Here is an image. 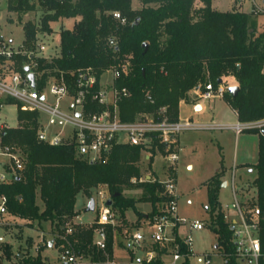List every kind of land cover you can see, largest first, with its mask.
Instances as JSON below:
<instances>
[{
    "label": "trees",
    "instance_id": "1",
    "mask_svg": "<svg viewBox=\"0 0 264 264\" xmlns=\"http://www.w3.org/2000/svg\"><path fill=\"white\" fill-rule=\"evenodd\" d=\"M197 1L202 7L195 8ZM140 3V9L134 10L132 0H5L6 11L17 15L20 22L27 13H42L39 26L30 21L22 24V46L27 52L12 56V69L23 74L25 65L33 61L36 64L33 72L39 75L37 90L45 87L50 76L62 74L73 95L72 72L90 69L100 80L104 73L127 62V74L114 82L116 89L127 92L117 102L122 122H132L143 115L158 118L161 109L169 121L175 122L179 103L186 101L190 92L194 89L202 92L207 84L216 87L218 79L231 77L238 93L234 100L227 92L223 97L237 121L264 119V31L256 33L251 14L213 10L211 0H140ZM114 12L125 19L124 24L112 17ZM60 19L76 22L70 30H60L58 55L49 60L36 57L37 33L50 34V24ZM110 40H114V46L109 45ZM1 42L0 38V45ZM4 66L6 59L0 57V75ZM5 104L14 102L7 100ZM90 109L99 107L92 105ZM17 110L18 126L5 128L1 133L2 144L18 149L24 161V169L18 176L9 185L0 187L7 197L9 216L31 224L49 222L59 235L58 244L72 248L82 260L94 264L111 261L114 228L106 227V249L98 250L93 244L96 219L90 225L72 221L78 215L76 199L81 194L89 201L103 187L112 200L111 211L116 209L120 216L131 210L137 220L142 218L139 203L150 204L148 219L161 213L168 199L162 195L163 186L157 179L140 181L143 176L139 164L144 157L141 148L114 144L106 158L88 162L76 154L72 143L51 146L39 142L37 113ZM247 132L258 136L252 188L260 210L258 233L264 249V135L256 130ZM223 175V170H219L203 183L208 215L203 224L215 235V247L223 264H237L231 225L218 199ZM133 189L142 190V194L123 195L124 190ZM67 228L72 230L70 234H65ZM173 233L175 239L168 248L153 246L157 255L149 264H166L160 256L167 249L173 251L175 245L184 256L180 264H188L191 254L177 237L176 229ZM21 264L40 262L25 260Z\"/></svg>",
    "mask_w": 264,
    "mask_h": 264
},
{
    "label": "built area",
    "instance_id": "2",
    "mask_svg": "<svg viewBox=\"0 0 264 264\" xmlns=\"http://www.w3.org/2000/svg\"><path fill=\"white\" fill-rule=\"evenodd\" d=\"M112 17L120 24L125 23V19L117 12H114ZM109 45L114 46V40H110ZM37 49L36 57L45 58L41 56L45 51V46L37 42ZM17 53L7 42H1L0 57H4L6 63L11 64L12 56ZM50 58L45 59L49 60ZM10 66L11 68L8 65L4 66L3 73L0 75L1 105L5 104L7 100H12L21 111L36 112L39 116L41 114L47 116V123L43 126L37 117V140L51 146L72 143L75 146L76 154L88 162H97L106 158L114 144H128L140 147L148 158L159 156L172 169L178 159L176 138L182 132L217 129L231 130L235 134L256 130L262 134L264 131V119L248 123L237 122L234 125L198 126L190 120L171 122L164 115V109L158 111V118L153 115H143L132 122H122L118 116L117 102L121 97H126L127 92L125 89H116L114 82L121 75L127 74V62L121 63L117 68L109 71L111 80L108 88L107 86L103 87V83L90 69L72 72L71 76L74 77L75 84L73 95L70 94L62 74L59 77L50 76L45 87L42 90H37L36 82L39 75L33 72L36 67L33 61L25 67H28L29 72L33 74L34 88L31 87L27 73L20 74L12 69V64ZM95 86H98L96 90ZM227 89L228 86L225 83L217 84L216 87L207 84L202 92L196 89L195 95L198 99L203 100H210L214 97L222 98ZM146 97L150 100L148 95ZM64 102L67 104L68 112L61 110V105ZM92 105L98 106L99 110L90 109ZM55 125L60 126L58 131L52 130ZM5 128L7 127L0 124V187L9 185L24 169V161L19 150L1 142V133ZM65 128H69L66 134ZM121 137L124 139L120 140ZM158 182L163 186L162 195L168 200L161 213L152 219H147L144 225L150 228L148 238L152 244L164 248L174 242V229L177 230L179 227L187 225L190 230L200 231L204 228V224L199 221L189 223L178 217L176 213L177 196L173 180L170 178L166 181L158 180ZM96 195L99 205L93 244L98 250L103 251L106 249V227L114 228V214L111 208L105 205L109 199L107 191L102 189ZM225 207L234 210L238 216V219L232 223V242L236 260L244 264H264V249L258 233L260 210L257 204L243 206L236 200L233 190V202ZM8 216L7 197L0 192V226L4 224ZM71 231L70 228H67L65 234H70ZM144 239L145 236L141 230H136L130 235L127 246L139 248ZM180 240L191 254L190 237ZM172 252L171 261L167 264H180L184 256L178 252L177 245L174 246ZM204 258V264H210L209 255L205 254ZM152 259V254L148 253L146 264H149ZM58 262L60 264H84L81 257H78L72 248L64 245L58 249ZM105 264L114 263L106 261Z\"/></svg>",
    "mask_w": 264,
    "mask_h": 264
},
{
    "label": "rangeland",
    "instance_id": "3",
    "mask_svg": "<svg viewBox=\"0 0 264 264\" xmlns=\"http://www.w3.org/2000/svg\"><path fill=\"white\" fill-rule=\"evenodd\" d=\"M202 5L200 1H197L195 8H200ZM211 6L216 11L237 10L251 14L250 19L256 28V33L264 31V0H211ZM140 7V0H132L134 10H138ZM41 16L40 11L27 13L22 16L20 22L17 15L6 11L5 0H0V38L4 43L10 42L14 51L25 54L27 50L22 46L24 42L22 24L30 21L39 26ZM75 22L76 20L72 19H60L50 24V34L37 33L36 42L45 46V51L41 56L45 58L57 56L60 30H70ZM11 64L6 63L9 68H11ZM110 80L111 73L109 71L100 78L103 87L107 86V88L110 85ZM189 98L191 101L196 99L194 95ZM50 100L53 102L51 98ZM51 101L49 103H52ZM197 104L202 105L201 111H195L192 104L180 106L178 120H190L198 126L237 123V119L224 97H214L210 100L200 99ZM66 105L65 102L62 103L61 110L68 112ZM17 113L18 110L14 104H3L0 107V123H5L8 128H16L18 126ZM37 117L42 126L47 123V116L37 114ZM59 129L58 125L52 127L54 131ZM68 131L69 128H65V134ZM123 139L120 138V140ZM176 144L178 159L173 164V172H170L172 169L169 164L159 156L155 158L150 169L143 158L139 165L143 178L144 175L153 171L160 181L170 178L173 180L177 196L176 213L178 217L189 223L194 221L204 223L208 219L207 195L203 183L212 177L217 169L224 170L223 183L226 186L220 188L218 199L222 210L229 215L228 219L232 217L238 219L234 210L225 207L233 202V190L236 200L243 206L248 207L256 204L252 188V182L256 177L253 166L257 163L258 158L256 134L243 132L235 136L231 130H190L180 133L176 138ZM143 178L142 181H144ZM102 189L104 190L102 187L98 191ZM132 194H137L139 197L142 190L123 191L125 197L132 196ZM93 199L95 200L94 211L86 212L88 200L81 194L77 196L75 209L79 212L76 220L78 223H89L96 217L99 205L96 192L93 193ZM37 204L41 206L40 201H37ZM137 206L139 212H150L149 203H139ZM113 212L116 222L122 225L120 230L114 234L115 263L130 264L132 257L133 261L137 263L138 259L144 258V253L141 251V247H128L127 242L133 233V228L138 226L142 218L132 222L127 220L125 215L120 216L116 209H113ZM127 215L129 218L134 216L131 210L127 211ZM141 215L143 214L141 213ZM141 232L148 238L150 228L144 227ZM179 234L182 238L190 237L191 239L192 254L188 258V264H204V254L209 255L210 264H223V258L215 248L216 237L213 233L207 229L189 231L186 225ZM58 238L59 235L54 226L49 222H33L31 224L8 216L4 224L0 226V264H21L25 260H36L40 264H60L58 249L62 245L58 244ZM163 259L166 260V257ZM237 264L244 263L237 261Z\"/></svg>",
    "mask_w": 264,
    "mask_h": 264
},
{
    "label": "crops",
    "instance_id": "4",
    "mask_svg": "<svg viewBox=\"0 0 264 264\" xmlns=\"http://www.w3.org/2000/svg\"><path fill=\"white\" fill-rule=\"evenodd\" d=\"M211 8H212V6H211ZM2 39V38H1ZM2 41H3V39H2ZM9 45H10V42H7ZM58 51H59V49H58ZM221 81H222V83H225V84H227V86L228 87H230V86H236V83H235V81L233 80V78H231V77H226V78H223V79H221ZM195 90L196 89H194L192 92H190L189 94H188V97H187V100L186 101H183V102H180L179 103V111H180V106H182V105H189V104H192L193 105V107H194V110L195 111H201L202 110V105L201 104H197V102H198V100H200V99H198V97L195 95ZM191 95H194L195 97H196V99L195 100H193V101H191V99L189 98V96H191ZM195 101H197L196 103H194ZM229 106V105H228ZM230 107V106H229ZM198 108V109H197ZM232 110V109H231ZM233 111V110H232ZM233 113H234V115H235V117H236V114H235V112L233 111ZM237 119V118H236ZM238 122V121H237ZM0 124H3L4 126H6V124L5 123H3V122H1ZM236 124V123H235ZM231 125H234V124H231ZM7 127V126H6ZM8 128V127H7ZM233 132V131H232ZM244 132H247V131H244ZM234 133V132H233ZM243 133V132H242ZM235 134V133H234ZM241 134V133H240ZM240 134H235V136H238V135H240ZM257 136V135H256ZM257 144H258V136H257ZM176 146H177V144H176ZM142 154H143V159L148 163V161H149V159L150 158H148L147 157V155L146 154H144L143 152H142ZM152 160H153V162H152ZM154 160H155V158H152L151 159V164H150V167L153 165V163H154ZM219 171V169H217L216 170V172H218ZM215 172V173H216ZM223 172H224V170H223ZM214 173V174H215ZM144 181H146V180H155V179H157V180H159L158 179V177L155 175V173L152 171L151 173H148V174H146V175H144ZM141 181V180H140ZM222 181H223V177H222ZM223 184V183H222ZM225 184V183H224ZM225 186H226V184H225ZM221 188H224V187H222V185H221ZM94 209H95V206H94ZM222 209V208H221ZM150 210H151V208H150ZM75 211H77L76 209H75ZM128 211V210H127ZM127 211L125 212V218L127 219V220H129V221H132V222H135L137 219V217L135 216V214H134V216L132 217V218H129L128 217V215H127ZM78 212V211H77ZM222 212L224 213V215H225V219H226V221L228 222V223H230V225H231V227H232V223H233V221H236L237 219H235L234 217H232V218H230V219H228V217H229V215H227L223 210H222ZM140 213H142L143 214V216H142V219H141V221H140V223L138 224V226H136V228H133V232H135L136 230H142L144 227H145V223H146V220L148 219V217H147V215H148V213H144V212H140ZM78 215H79V212H78ZM78 215L73 219V223H75V224H81V225H90V224H92L94 221H95V219H96V217H97V214H96V217L91 221V222H89V223H78L76 220H77V218H78ZM122 227V225L121 224H119V223H117L116 222V219H115V216H114V230H113V245H114V240H115V236H114V234L117 232V231H119L120 230V228ZM185 227V226H184ZM184 227L182 228V227H179L177 230H176V234H177V237L179 238V239H183L182 238V236L179 234V232H181V230H183L184 229ZM203 229H206V227L204 226V228ZM188 230L189 231H196V230H190L189 228H188ZM201 231V230H200ZM209 231V230H208ZM126 244V243H125ZM169 245V244H168ZM168 245L166 246V248H168ZM150 246H154V244H152V242L149 240V238H147V237H145V239H144V242L141 244V251L144 253V258H141V259H138L137 260V263H135L134 261H133V257L131 258V260H130V264H146V259H147V257H148V253H151L152 254V256H153V259L155 258V256L157 255L156 253H155V251L153 250V248L152 247H150ZM216 248V247H215ZM172 250H169V249H167V252L166 253H164V254H162L161 256H160V259H161V261L163 262V263H169L170 261H171V256H172ZM217 253H218V251H217ZM192 254V253H191ZM205 255V254H204ZM163 257H166V260L165 259H163ZM189 258V257H188ZM187 258V259H188ZM152 259V260H153ZM183 261V260H182ZM111 262H113L114 264H118V263H115V260H114V249H113V246H112V260H111ZM82 263H84V264H94V263H91V262H89L88 261V259H85V260H82ZM103 264H105V263H103Z\"/></svg>",
    "mask_w": 264,
    "mask_h": 264
},
{
    "label": "water",
    "instance_id": "5",
    "mask_svg": "<svg viewBox=\"0 0 264 264\" xmlns=\"http://www.w3.org/2000/svg\"><path fill=\"white\" fill-rule=\"evenodd\" d=\"M143 46L146 47V44H143ZM23 71L28 74V79H29V81L31 83V87L34 88L35 85H34V77H33V74L29 72V68L28 67H24L23 68ZM221 83H222L221 79H218L217 80V84H221ZM238 90H239L238 86H230V87H228L227 93L229 94V96L231 97L232 100L235 99V97H236V95L238 93ZM262 135H264V131L262 132ZM222 187H225V184L224 183L222 184ZM111 204H112V200H111V198H109L106 201L105 205L107 207H110ZM94 206H95V202H94V199L92 198V199H90L88 201V204H87V207H86L85 211L86 212H93L94 211ZM230 229L232 230L233 228L230 227Z\"/></svg>",
    "mask_w": 264,
    "mask_h": 264
}]
</instances>
